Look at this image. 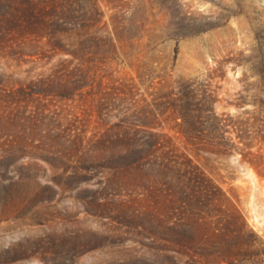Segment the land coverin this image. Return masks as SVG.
Instances as JSON below:
<instances>
[{
	"label": "rangeland",
	"instance_id": "1",
	"mask_svg": "<svg viewBox=\"0 0 264 264\" xmlns=\"http://www.w3.org/2000/svg\"><path fill=\"white\" fill-rule=\"evenodd\" d=\"M261 99L264 0H0V264H264V179L179 111Z\"/></svg>",
	"mask_w": 264,
	"mask_h": 264
},
{
	"label": "trees",
	"instance_id": "2",
	"mask_svg": "<svg viewBox=\"0 0 264 264\" xmlns=\"http://www.w3.org/2000/svg\"><path fill=\"white\" fill-rule=\"evenodd\" d=\"M244 101L236 104L240 113L229 120H225L224 114L217 115L214 109H209L213 123L208 129L202 122L204 111L192 110L191 104L187 102L179 110L183 121L180 127L196 149L206 147L238 155L242 164L264 179V99L254 103ZM249 104L253 109L244 110ZM187 161L191 160L187 158ZM200 198L203 199V195ZM198 199L199 197L196 198Z\"/></svg>",
	"mask_w": 264,
	"mask_h": 264
}]
</instances>
